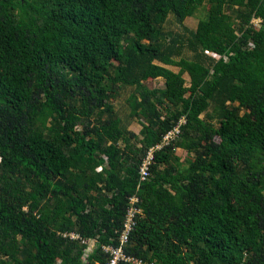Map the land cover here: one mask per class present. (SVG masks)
Segmentation results:
<instances>
[{
    "label": "trees",
    "instance_id": "obj_1",
    "mask_svg": "<svg viewBox=\"0 0 264 264\" xmlns=\"http://www.w3.org/2000/svg\"><path fill=\"white\" fill-rule=\"evenodd\" d=\"M136 197L122 264H264V0H0V264H105Z\"/></svg>",
    "mask_w": 264,
    "mask_h": 264
},
{
    "label": "built area",
    "instance_id": "obj_2",
    "mask_svg": "<svg viewBox=\"0 0 264 264\" xmlns=\"http://www.w3.org/2000/svg\"><path fill=\"white\" fill-rule=\"evenodd\" d=\"M260 22H258L259 24ZM181 134V128L178 127L176 128L173 132H171L166 138H165V144H170L172 140H174L176 137H178ZM164 146H158L156 149H162ZM154 151L150 154L146 162L144 163V166L141 170L142 174V181H147L150 179L152 175L151 168L154 164ZM101 169V168H100ZM139 202V198H134L133 199V208L131 209L129 219L125 228V231L122 235V246L119 247H105L106 252L110 255L109 260L105 264H122L123 262H135L134 259L131 257H128L124 251L123 246L128 243L129 241V236L134 229L135 225L137 224L136 222V216L140 212V210L135 206Z\"/></svg>",
    "mask_w": 264,
    "mask_h": 264
},
{
    "label": "rangeland",
    "instance_id": "obj_3",
    "mask_svg": "<svg viewBox=\"0 0 264 264\" xmlns=\"http://www.w3.org/2000/svg\"><path fill=\"white\" fill-rule=\"evenodd\" d=\"M199 23H200V19L197 20L195 18H192V19H189L187 21V23L185 24L186 27H188L189 29L195 31L197 30L198 26H199ZM167 31L168 32H172V33H175V34H178V35H183L184 34V29L181 25H179L175 19H171L170 23L167 25ZM187 57H192V53H190L189 51L186 52L185 54ZM174 70L178 71L177 68H173ZM188 77V76H187ZM188 80H189V77H188ZM190 82V81H189ZM151 87H158V88H163L165 86V80L164 79H159V80H156L154 83H152L150 85ZM129 93L128 92H125L124 95L118 100V107L120 108V110L122 111V113H126L125 115L128 116V113L129 110L126 108L127 107V104H126V99L128 97ZM132 122L133 125L131 126V129L135 132H137L138 134H140L141 130H142V125L140 123L139 120H133ZM179 155L182 157L183 160H189V156H188V153L184 150H180L179 151Z\"/></svg>",
    "mask_w": 264,
    "mask_h": 264
}]
</instances>
